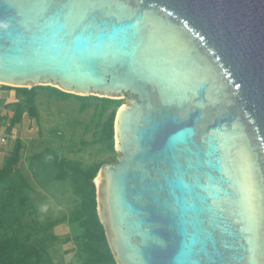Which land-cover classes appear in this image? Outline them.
<instances>
[{
	"label": "water",
	"instance_id": "1",
	"mask_svg": "<svg viewBox=\"0 0 264 264\" xmlns=\"http://www.w3.org/2000/svg\"><path fill=\"white\" fill-rule=\"evenodd\" d=\"M0 86L128 95L94 180L116 264H264V0H0Z\"/></svg>",
	"mask_w": 264,
	"mask_h": 264
},
{
	"label": "trees",
	"instance_id": "2",
	"mask_svg": "<svg viewBox=\"0 0 264 264\" xmlns=\"http://www.w3.org/2000/svg\"><path fill=\"white\" fill-rule=\"evenodd\" d=\"M0 89L16 93L14 102L0 107V127L7 120L5 115L1 116L2 111L12 113L5 128L7 133L22 125L27 117L36 123L41 137V118L37 109L40 93H46L47 99H74L79 104V115L92 110L88 122L75 123L81 129L76 148L66 150L62 143L64 137L56 133L59 140L63 138L57 150L44 147L25 158L24 143L19 135L4 149L7 154L0 163V264H116L99 222L94 180L102 166L116 162L114 119L124 105L123 101L79 97L51 87L14 89L0 86ZM91 148L95 149L96 156L104 159L87 165L73 159ZM63 149L66 155L61 153ZM41 159L49 161L55 168L54 181L67 182L70 188L71 207L62 210L58 216L50 210H41L38 200L42 198L22 171L24 162L31 167ZM62 225L68 227L69 233L59 236L55 230ZM70 246L59 252V248ZM70 254L73 262H65L64 257Z\"/></svg>",
	"mask_w": 264,
	"mask_h": 264
},
{
	"label": "rangeland",
	"instance_id": "3",
	"mask_svg": "<svg viewBox=\"0 0 264 264\" xmlns=\"http://www.w3.org/2000/svg\"><path fill=\"white\" fill-rule=\"evenodd\" d=\"M39 106H37L40 115V131L41 137L38 135V127L34 121L25 119V123L21 128L17 127V136L21 131V138L24 143V154L27 156L32 153L40 151L44 147H52L57 150L60 144L56 133H60L63 139V147L66 150L69 148H76L79 143L81 129L75 126L76 122L86 123L92 116V110L85 114L79 115L77 110L79 104L74 99H65L60 101L57 99H47L46 93H40ZM125 98V99H124ZM122 100L126 105L129 101L128 95L116 98ZM31 121V122H30ZM8 126V125H7ZM6 126V127H7ZM7 133V132H6ZM12 141V140H11ZM13 142V141H12ZM28 148V149H27ZM63 149L61 153L66 155V150ZM4 150V149H0ZM118 158V155H117ZM73 159L80 160L84 164H90L94 161L104 159L103 156H96L95 149H87L83 153L74 157ZM24 162L22 164V171L26 178L32 182L34 190L42 199L38 202L41 204V210H50L55 216H58L62 210H69L71 207V194L67 182H56L53 177L55 168L49 161L41 159L34 162L33 166ZM30 168L29 170L27 168ZM57 235L64 236L69 233L66 225L59 226L56 230ZM70 247H61L59 252L62 253ZM72 254L64 257L65 262L72 261Z\"/></svg>",
	"mask_w": 264,
	"mask_h": 264
},
{
	"label": "crops",
	"instance_id": "4",
	"mask_svg": "<svg viewBox=\"0 0 264 264\" xmlns=\"http://www.w3.org/2000/svg\"><path fill=\"white\" fill-rule=\"evenodd\" d=\"M15 100H16V93L14 91H12V90L7 91V90H3V89L1 90L0 89V107L6 105L8 103L14 102ZM4 115L7 117V120H5L6 122L4 121L5 124L3 125V128H6V126L9 124L8 123V119L11 118L12 113L3 110L2 113H1V116H4ZM24 118L26 119L27 117H24ZM25 119H24V123L26 121ZM27 119H29V118H27ZM17 127H19V129H20L21 125L15 126V128H13L11 132L7 133L10 136V141L11 140L13 141L17 137L16 134H17V132H19V130H17ZM18 135L19 136L21 135V131H20V133H18ZM10 141H9L8 144H10ZM24 147H23V157L26 158L27 155L24 154ZM6 154H7L6 150H0V163H2V161L4 160ZM31 181L35 183L34 179H32Z\"/></svg>",
	"mask_w": 264,
	"mask_h": 264
},
{
	"label": "built area",
	"instance_id": "5",
	"mask_svg": "<svg viewBox=\"0 0 264 264\" xmlns=\"http://www.w3.org/2000/svg\"><path fill=\"white\" fill-rule=\"evenodd\" d=\"M10 136L6 133L5 128L0 127V149H5L9 145Z\"/></svg>",
	"mask_w": 264,
	"mask_h": 264
},
{
	"label": "bare ground",
	"instance_id": "6",
	"mask_svg": "<svg viewBox=\"0 0 264 264\" xmlns=\"http://www.w3.org/2000/svg\"><path fill=\"white\" fill-rule=\"evenodd\" d=\"M124 106H125V104H124L122 107H120V110H121ZM95 183H96V186L98 187L99 184H100V175H98L97 178L95 179Z\"/></svg>",
	"mask_w": 264,
	"mask_h": 264
}]
</instances>
